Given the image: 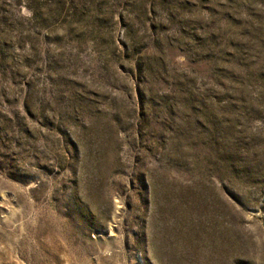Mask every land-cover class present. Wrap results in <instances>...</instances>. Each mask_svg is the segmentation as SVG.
<instances>
[{
  "label": "rangeland",
  "instance_id": "1",
  "mask_svg": "<svg viewBox=\"0 0 264 264\" xmlns=\"http://www.w3.org/2000/svg\"><path fill=\"white\" fill-rule=\"evenodd\" d=\"M0 264H264V0H0Z\"/></svg>",
  "mask_w": 264,
  "mask_h": 264
}]
</instances>
